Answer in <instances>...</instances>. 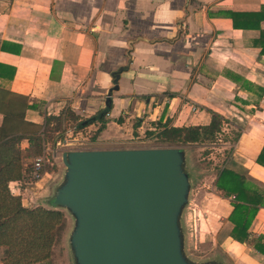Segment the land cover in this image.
I'll use <instances>...</instances> for the list:
<instances>
[{
    "label": "crops",
    "instance_id": "obj_1",
    "mask_svg": "<svg viewBox=\"0 0 264 264\" xmlns=\"http://www.w3.org/2000/svg\"><path fill=\"white\" fill-rule=\"evenodd\" d=\"M262 7L264 0H0V88L33 103L23 122L35 125L44 114L68 109L80 121L108 105L102 119L75 131L80 145L71 149L133 148L125 143L149 137L159 120L206 125L211 111L220 114L227 119L222 129H238L239 136L213 178L201 179L209 186L193 190L206 213V243L218 253L210 259L264 264L263 253L229 236L233 196L214 186L225 166L264 195V167L255 162L264 143ZM231 13L243 14L237 27ZM235 77L250 86L241 88ZM27 146L20 142L23 158ZM22 178L8 182L10 192L25 206L47 207L41 199L57 175L45 171L27 186ZM248 231L264 244V206Z\"/></svg>",
    "mask_w": 264,
    "mask_h": 264
},
{
    "label": "water",
    "instance_id": "obj_2",
    "mask_svg": "<svg viewBox=\"0 0 264 264\" xmlns=\"http://www.w3.org/2000/svg\"><path fill=\"white\" fill-rule=\"evenodd\" d=\"M186 154L177 146L59 152L63 174L46 208L74 219L73 264H222L186 254Z\"/></svg>",
    "mask_w": 264,
    "mask_h": 264
},
{
    "label": "trees",
    "instance_id": "obj_3",
    "mask_svg": "<svg viewBox=\"0 0 264 264\" xmlns=\"http://www.w3.org/2000/svg\"><path fill=\"white\" fill-rule=\"evenodd\" d=\"M238 16L243 14L231 13L234 27H237ZM260 38V52L264 54L263 30ZM3 70L0 64V77ZM235 79L243 89L250 86L241 77ZM1 85L0 87H3ZM262 91L261 89L260 92ZM31 107L33 103H30L28 98L0 88V110L3 114V122L0 125V247H5L1 258L3 264H34L48 261L52 245L65 226L63 210L25 206L20 196L12 194L8 187L9 181L21 179L25 173L30 172L29 159L32 160L41 153L43 145L49 138L48 134L52 129L50 124L53 121H60L65 113L70 114L71 120H77V116L67 109L57 115L44 114L43 124L25 123L24 111ZM107 108L108 105L95 116L77 120L78 129L91 124L96 119H102L108 112ZM210 114V122L206 125L173 126L169 125L168 121L159 120L155 122L154 129L148 130L146 134L165 146L214 143L217 141V134L222 131L223 122L227 119L213 111ZM234 135L235 141L239 136L238 129ZM24 139L27 140L28 146L25 148L26 154L23 158L20 142ZM224 139L228 138L224 136ZM255 162L264 167V143ZM214 186L224 197L233 196V209L228 216V220L233 225L229 236L240 243L252 245L264 254V244L261 242L263 236L251 238L248 231L258 207L264 206L263 192L247 182L242 175L225 166L218 169Z\"/></svg>",
    "mask_w": 264,
    "mask_h": 264
},
{
    "label": "rangeland",
    "instance_id": "obj_4",
    "mask_svg": "<svg viewBox=\"0 0 264 264\" xmlns=\"http://www.w3.org/2000/svg\"><path fill=\"white\" fill-rule=\"evenodd\" d=\"M70 117V114L65 113L64 117L60 121L55 120L50 124V128L52 129L48 134L49 138H47L46 145L55 151L56 154L52 155L50 159L51 163L45 166V170L56 174V180L58 181L55 185H52L49 197L41 199V202L44 205H47V207H51L52 199L50 200V198H52L54 188L58 185L62 178L64 169L61 160L59 158L55 160L54 157H56L59 152L70 150L72 147H75L78 144V142H75L74 146L56 145L57 140H63L65 138L68 142H71L73 136H75V131L78 130L76 125L78 121L73 119L71 120ZM234 132H237L235 128L222 129V131L217 134V141L214 143H206L204 145H176L177 147H183L187 151L185 167L190 175L191 190L189 202L184 207L181 216V224L185 236L186 254L194 261L207 260L210 259L214 254L217 256L218 253H213L212 245L206 243L210 240L208 236L203 234V231L206 230V226H204L206 224V213L201 211L200 207L198 206V202H196L193 190L200 186L203 182L204 183L201 186L204 185V188L209 186V181L205 183L207 180L201 181V179L211 180L213 178V176L211 178H209V176L215 172V166L220 164L221 160L226 157L229 150H232L235 138ZM224 136H226L228 139L225 140ZM125 144L132 145V147L136 148L165 146L146 136L141 137L140 139H133L131 143ZM42 153L43 150L40 154ZM25 186H27V184ZM27 202L28 205V199ZM64 213L65 226L63 230H61L57 240L52 245L50 258L48 261H43L36 264H73L72 253L69 247V234L73 228L74 219L65 210ZM4 249L5 247H2L1 251L4 252Z\"/></svg>",
    "mask_w": 264,
    "mask_h": 264
},
{
    "label": "built area",
    "instance_id": "obj_5",
    "mask_svg": "<svg viewBox=\"0 0 264 264\" xmlns=\"http://www.w3.org/2000/svg\"><path fill=\"white\" fill-rule=\"evenodd\" d=\"M107 115V113H106ZM74 137V136H73ZM219 140V139H218ZM74 141V142H73ZM75 142H78L77 145H80L79 141H76L72 138L71 142H68L65 138L62 140H57L56 145L61 146H74ZM43 153L39 154L38 156L34 157L31 162V170L28 173H25L22 181L24 184L32 185L35 184L43 174L45 173V166L50 162V159L53 154H55V151H53L49 146L46 145V143L43 145ZM56 150V149H55Z\"/></svg>",
    "mask_w": 264,
    "mask_h": 264
}]
</instances>
